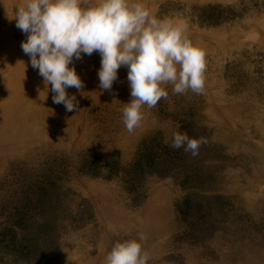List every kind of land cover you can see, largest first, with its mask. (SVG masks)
<instances>
[{"label": "rangeland", "instance_id": "374dc122", "mask_svg": "<svg viewBox=\"0 0 264 264\" xmlns=\"http://www.w3.org/2000/svg\"><path fill=\"white\" fill-rule=\"evenodd\" d=\"M142 2L157 17L187 21L186 34L206 52L205 94L174 95L168 85V99L145 106L141 127L129 134L122 123L131 99L127 68L118 70L114 94L101 92V57L93 53L69 65L84 83L81 95L66 89L82 112L59 105L53 121L63 118L69 128L84 119L78 138L62 140L35 123L32 133L6 143L9 126L0 121V264H100L115 242L140 232L148 234V264H259L264 0ZM22 3L0 0V74L9 77L16 68L9 60L31 65L13 19ZM6 87L0 83V94ZM177 131L206 138L196 158L170 146Z\"/></svg>", "mask_w": 264, "mask_h": 264}, {"label": "clouds", "instance_id": "9594fccd", "mask_svg": "<svg viewBox=\"0 0 264 264\" xmlns=\"http://www.w3.org/2000/svg\"><path fill=\"white\" fill-rule=\"evenodd\" d=\"M15 26L26 35L23 53L34 70L51 85L52 100L67 112L79 110L74 87L83 94L84 83L74 60L99 53V89L113 93L118 70L127 68L130 102L122 108V123L129 134L141 127L144 108L151 110L174 95H203L206 92L205 50L186 34L188 23L181 18L157 17L142 0H23L15 10ZM207 144L204 137L190 138L174 132L171 147L183 149L192 158ZM147 234L117 241L104 264H148Z\"/></svg>", "mask_w": 264, "mask_h": 264}, {"label": "bare ground", "instance_id": "6f19581e", "mask_svg": "<svg viewBox=\"0 0 264 264\" xmlns=\"http://www.w3.org/2000/svg\"><path fill=\"white\" fill-rule=\"evenodd\" d=\"M9 67H16L15 71L10 74V77L7 76L5 72L0 74V79H2V81L5 80L7 84L6 89L0 94V121L4 120V124H6L7 127L9 126L7 130V137L4 138V140H1L6 143L16 142L19 136L24 137L29 133H32L34 130V126L32 124L35 123L37 125L35 128L39 129V131H51V134L54 135L61 134L60 139L62 140L68 141L71 139L78 138L82 130L80 128L84 124V119H82V121H78V124L75 127L71 126L69 128L65 127V125L69 123L67 118L66 121L68 122H65L62 118V122L58 124H53V121H55L56 118L61 115V111L57 108L59 105L62 104L58 105L53 103V93L51 92V89H49L50 85H48L47 87L45 86L43 78L38 74V71L34 70L30 64H28L27 66L19 67L14 61L10 60ZM88 69L89 68H87V70ZM94 78H96V76H94ZM89 80L90 79L86 77L85 84L88 83ZM25 86L29 88H35L38 90V93H40V95H45L50 98L51 105L54 109L56 108L57 110L51 111L50 109L44 107L38 100L35 99L34 96L31 95V91L29 92V89ZM76 93L77 95L82 94L79 91H76ZM33 106H36L37 108L35 109L33 108ZM59 109L62 110L61 107H59ZM80 112L77 111L74 115L77 116ZM68 117H71V115ZM28 121L31 122V125L26 124V122ZM2 141H0V150L3 149L6 145V143L2 144ZM0 158H2V156H0ZM156 231L159 230L156 229ZM262 239L264 241V238ZM254 240L256 241V243L259 242L257 238H253V241ZM253 251L257 255L258 263L264 264V242H262L260 246L258 245L256 249L253 248Z\"/></svg>", "mask_w": 264, "mask_h": 264}, {"label": "crops", "instance_id": "0c3cea01", "mask_svg": "<svg viewBox=\"0 0 264 264\" xmlns=\"http://www.w3.org/2000/svg\"><path fill=\"white\" fill-rule=\"evenodd\" d=\"M22 50V49H21ZM1 76V75H0ZM0 83H6L5 80L2 81V79H0Z\"/></svg>", "mask_w": 264, "mask_h": 264}]
</instances>
